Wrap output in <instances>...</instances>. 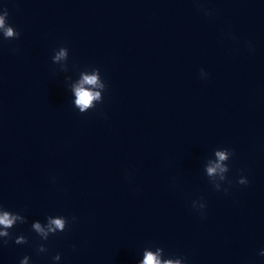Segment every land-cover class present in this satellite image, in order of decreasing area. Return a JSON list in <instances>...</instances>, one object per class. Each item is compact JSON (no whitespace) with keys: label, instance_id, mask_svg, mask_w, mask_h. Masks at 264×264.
<instances>
[{"label":"water","instance_id":"obj_1","mask_svg":"<svg viewBox=\"0 0 264 264\" xmlns=\"http://www.w3.org/2000/svg\"><path fill=\"white\" fill-rule=\"evenodd\" d=\"M5 9L20 36L0 33V206L28 222L0 237V264H138L157 247L187 264H264V0ZM60 47L69 58L54 64ZM94 68L104 99L81 113L72 87ZM223 148L228 192L205 172ZM50 215L68 228L43 240L32 223Z\"/></svg>","mask_w":264,"mask_h":264},{"label":"clouds","instance_id":"obj_2","mask_svg":"<svg viewBox=\"0 0 264 264\" xmlns=\"http://www.w3.org/2000/svg\"><path fill=\"white\" fill-rule=\"evenodd\" d=\"M209 14L210 13H206ZM9 13L5 9L2 14H0V33L3 37L8 40L17 39L20 33L8 23ZM69 58V49L67 47H60L58 51L55 52L53 56V63L57 64L62 60H67ZM208 73L203 69L200 70V76L202 79L208 78ZM81 79L78 83L73 85L72 92L74 93L75 100L74 105L79 109L81 113H87L88 111L95 109L98 103L103 102L102 93L106 90L107 85L102 79L101 71L99 68L92 69V74L87 72H81ZM94 101L98 103H93ZM215 156L217 158L216 162H210L205 167V172L210 182L213 184L217 191L223 190L228 192V188L222 189L223 182H228L227 174L230 171L229 164L225 165V161H229L234 155V151L228 148L215 150ZM219 177V181L214 179ZM238 183L240 185H248L249 180L246 176H241ZM203 198L199 201H193L192 206L194 209L201 211L203 215V210L206 208V204L201 202ZM46 223H42L37 220L32 223V229L43 239L48 240L50 236L56 235L57 233L65 232L68 228V219L64 216H48ZM75 220V217H73ZM27 218L20 213H14L12 211L4 209L0 206V237L7 238L4 243L8 242V239L12 238V234L9 229H12L17 225V223L24 224L27 223ZM15 243L17 244H27V237L21 235L16 238ZM38 251L43 253L47 252L48 249L41 244ZM264 256V251L260 253ZM164 259H161V257ZM55 261L61 259L60 254H57L54 258ZM30 257L25 256L20 264H29ZM138 264H187L186 258H165L164 249L162 247L155 248V252L146 248L143 252V259L138 262Z\"/></svg>","mask_w":264,"mask_h":264}]
</instances>
